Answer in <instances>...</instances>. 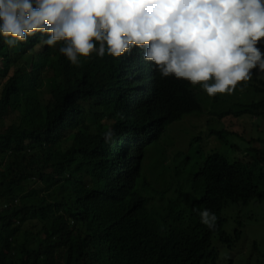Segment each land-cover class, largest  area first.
Wrapping results in <instances>:
<instances>
[{
	"label": "trees",
	"instance_id": "obj_1",
	"mask_svg": "<svg viewBox=\"0 0 264 264\" xmlns=\"http://www.w3.org/2000/svg\"><path fill=\"white\" fill-rule=\"evenodd\" d=\"M43 38L38 30L9 48L0 37V264H217L213 238L230 250L240 234L225 231L223 210L264 205V130L247 140L229 129L244 116L264 121V57L239 84L252 94L244 102L152 69L142 90L125 57L90 54L73 66L60 42L49 48ZM142 96L157 131L158 104L170 120L205 124L188 130L184 149L161 139L159 161L122 139ZM190 156L186 186L179 177ZM194 208L215 213V227Z\"/></svg>",
	"mask_w": 264,
	"mask_h": 264
},
{
	"label": "clouds",
	"instance_id": "obj_2",
	"mask_svg": "<svg viewBox=\"0 0 264 264\" xmlns=\"http://www.w3.org/2000/svg\"><path fill=\"white\" fill-rule=\"evenodd\" d=\"M38 30L44 37L41 45L52 48L60 42L59 53L73 66H80L82 58L92 59L90 54L123 56L139 76L142 90L149 91L147 73L152 69L163 78L172 74L192 86L201 85L215 97L250 81L264 57L258 46L264 43V0H0V37L9 48ZM259 66L264 71V65ZM209 80L211 85L204 83ZM244 87L246 83L239 90ZM138 100L139 107L127 114L122 139L145 152L157 147L179 121L169 119L167 105L156 103L161 118L165 114V126L157 131L153 124L160 119L142 108L150 99ZM150 109L159 112L157 106ZM165 129L166 134H160ZM112 136L111 130L106 132L105 142ZM193 211L203 225L215 227V213L206 208Z\"/></svg>",
	"mask_w": 264,
	"mask_h": 264
},
{
	"label": "rangeland",
	"instance_id": "obj_3",
	"mask_svg": "<svg viewBox=\"0 0 264 264\" xmlns=\"http://www.w3.org/2000/svg\"><path fill=\"white\" fill-rule=\"evenodd\" d=\"M3 66V61L0 59V70ZM261 73L264 75V71H261ZM239 87L240 85L232 90V93L234 92V95L236 94L238 98H242L244 102L248 101L252 97V94L245 88L243 91H240ZM204 117H188L181 122L172 124L176 125L174 129L170 126L168 133L173 138L177 147H181L182 149L186 147L190 136L188 130L192 134H194L193 131H199V128H202L205 124ZM234 123L229 129L245 136L247 140L257 136L260 129L264 130L263 120L254 119L249 116L234 120ZM227 124L230 123L227 122ZM172 133L175 138L172 137ZM158 151L157 149L149 148L148 154H153L155 157L157 155L159 157L158 160L161 161L164 156L160 154L159 156L157 154ZM189 158L190 161L186 170L179 177L180 182L186 186L189 183L187 176L189 175V171L192 170V160L194 161L193 157L190 156ZM178 188L176 187V189ZM222 213L226 219L224 222L225 231L233 234L235 229H238L240 234L238 242L230 250L221 244L217 238H213V246L217 250V264H264V205L258 202H252L246 207L235 205L233 208L226 207ZM39 217L40 219L46 218V213L42 212L39 214Z\"/></svg>",
	"mask_w": 264,
	"mask_h": 264
}]
</instances>
